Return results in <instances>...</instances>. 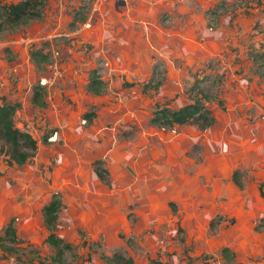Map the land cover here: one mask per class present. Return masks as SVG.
Instances as JSON below:
<instances>
[{
    "label": "rangeland",
    "instance_id": "rangeland-1",
    "mask_svg": "<svg viewBox=\"0 0 264 264\" xmlns=\"http://www.w3.org/2000/svg\"><path fill=\"white\" fill-rule=\"evenodd\" d=\"M144 1L47 0L0 33V105H20L15 125L38 146L10 167L0 141V234L12 222L19 239L0 264H264V0H172L175 14ZM198 90L214 125L149 123ZM54 194L59 257L42 214Z\"/></svg>",
    "mask_w": 264,
    "mask_h": 264
},
{
    "label": "trees",
    "instance_id": "trees-1",
    "mask_svg": "<svg viewBox=\"0 0 264 264\" xmlns=\"http://www.w3.org/2000/svg\"><path fill=\"white\" fill-rule=\"evenodd\" d=\"M3 0H0L2 2ZM47 0H21L18 3L0 4V33L5 30L15 29L19 26H25L28 23L40 20L46 7ZM30 59L38 66L46 62V58L41 50H31ZM42 90V87H37ZM88 93L93 95H101L104 90V83L97 75L96 71L90 74L88 84L86 86ZM198 93L202 96L194 98V100L176 110L167 106H157L153 111L149 123L155 127L162 129H173L179 126L192 125L199 129L206 130L215 123V118L211 111L205 106L208 99L207 95H203L201 90ZM33 104L45 108L46 103L32 99ZM18 103L3 102L0 105V141L2 142L3 156L6 158L8 166H22L32 160L38 150L37 141L27 131L20 130L15 125V114L19 109ZM101 160L95 162V173L100 181L108 182V172L101 168ZM1 176V172H0ZM235 183L240 186L239 180L234 177ZM61 201L58 194H54L47 205L42 209L43 222L49 234L46 241L56 249V254L62 255L64 248L68 245L64 243V239L52 230L56 228L58 212L61 208ZM19 239L16 235V229L12 222L2 229L0 234V250L3 253H13ZM224 256H229L230 252L227 247L221 250ZM107 264H134L133 259L125 257L120 252H114L111 255H102Z\"/></svg>",
    "mask_w": 264,
    "mask_h": 264
},
{
    "label": "crops",
    "instance_id": "crops-1",
    "mask_svg": "<svg viewBox=\"0 0 264 264\" xmlns=\"http://www.w3.org/2000/svg\"><path fill=\"white\" fill-rule=\"evenodd\" d=\"M178 1H183L184 2L186 0H178ZM120 3H121L120 4L121 6L124 5V2L121 1ZM144 3H146L147 5H152V3L150 1H148V0L144 1ZM161 3H164V4L167 3V6H165L166 10L171 11L173 14L176 13V8H175V2L174 1H172V0H164ZM164 4H162V5H164ZM153 7H154V5H152L151 8H153ZM142 23H144V22H142ZM144 24H146V23H144Z\"/></svg>",
    "mask_w": 264,
    "mask_h": 264
}]
</instances>
